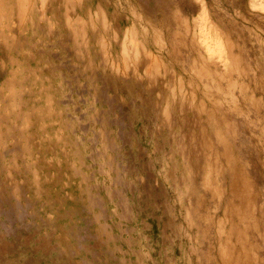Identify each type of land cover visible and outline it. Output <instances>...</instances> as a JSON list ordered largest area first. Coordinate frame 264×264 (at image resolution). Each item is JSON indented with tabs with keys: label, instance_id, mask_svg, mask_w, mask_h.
<instances>
[{
	"label": "rangeland",
	"instance_id": "374dc122",
	"mask_svg": "<svg viewBox=\"0 0 264 264\" xmlns=\"http://www.w3.org/2000/svg\"><path fill=\"white\" fill-rule=\"evenodd\" d=\"M263 3L0 0V263L264 264Z\"/></svg>",
	"mask_w": 264,
	"mask_h": 264
},
{
	"label": "bare ground",
	"instance_id": "6f19581e",
	"mask_svg": "<svg viewBox=\"0 0 264 264\" xmlns=\"http://www.w3.org/2000/svg\"><path fill=\"white\" fill-rule=\"evenodd\" d=\"M263 5H264V3H263ZM263 7V6H262Z\"/></svg>",
	"mask_w": 264,
	"mask_h": 264
},
{
	"label": "trees",
	"instance_id": "16d2710c",
	"mask_svg": "<svg viewBox=\"0 0 264 264\" xmlns=\"http://www.w3.org/2000/svg\"><path fill=\"white\" fill-rule=\"evenodd\" d=\"M1 264V263H0Z\"/></svg>",
	"mask_w": 264,
	"mask_h": 264
}]
</instances>
